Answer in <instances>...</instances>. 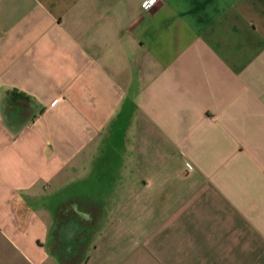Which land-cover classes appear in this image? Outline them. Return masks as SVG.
Here are the masks:
<instances>
[{
    "label": "crops",
    "instance_id": "crops-1",
    "mask_svg": "<svg viewBox=\"0 0 264 264\" xmlns=\"http://www.w3.org/2000/svg\"><path fill=\"white\" fill-rule=\"evenodd\" d=\"M0 0V264H264V0Z\"/></svg>",
    "mask_w": 264,
    "mask_h": 264
},
{
    "label": "built area",
    "instance_id": "built-area-1",
    "mask_svg": "<svg viewBox=\"0 0 264 264\" xmlns=\"http://www.w3.org/2000/svg\"><path fill=\"white\" fill-rule=\"evenodd\" d=\"M159 0H154V3H151L149 6H145L146 5V3L148 2V0H143L142 2H141V9L143 10V11H145V12H147V11H149L153 6H155L156 4H157V2H158Z\"/></svg>",
    "mask_w": 264,
    "mask_h": 264
},
{
    "label": "snow or ice",
    "instance_id": "snow-or-ice-1",
    "mask_svg": "<svg viewBox=\"0 0 264 264\" xmlns=\"http://www.w3.org/2000/svg\"><path fill=\"white\" fill-rule=\"evenodd\" d=\"M151 3H154V0H148V2L146 3V7L149 6Z\"/></svg>",
    "mask_w": 264,
    "mask_h": 264
}]
</instances>
